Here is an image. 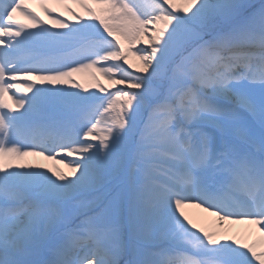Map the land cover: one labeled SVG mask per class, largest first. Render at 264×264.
<instances>
[{
    "label": "snow or ice",
    "instance_id": "snow-or-ice-1",
    "mask_svg": "<svg viewBox=\"0 0 264 264\" xmlns=\"http://www.w3.org/2000/svg\"><path fill=\"white\" fill-rule=\"evenodd\" d=\"M0 264H264V0H0Z\"/></svg>",
    "mask_w": 264,
    "mask_h": 264
},
{
    "label": "bare ground",
    "instance_id": "bare-ground-1",
    "mask_svg": "<svg viewBox=\"0 0 264 264\" xmlns=\"http://www.w3.org/2000/svg\"><path fill=\"white\" fill-rule=\"evenodd\" d=\"M42 20H47L48 18L44 15L42 11V6L37 3H29L28 5ZM49 8H52L55 10L56 14H59L62 16V18H66L70 23H75L73 20V17L66 11L67 7H71L74 11L78 12L81 14V16H84V13L81 11V9L74 5V4H55V3H47L46 5ZM26 22V21H25ZM49 26H51V22L49 21ZM135 47L138 46H146L145 44L142 45H134ZM130 56V54H129ZM129 63L132 64L134 67H138L139 64H134L133 61L137 62L136 58H128ZM132 59V60H131ZM135 59V60H134ZM130 71H132L130 69ZM77 81L82 84L85 88H91V85L93 81L89 76L86 74H78L76 76ZM97 79H99L100 83L105 85L106 87L108 86V81L105 80L104 78H100L97 76ZM10 101V100H9ZM5 102L8 103V100L5 99ZM11 104V101H10ZM25 162L27 163H32V164H42L45 169L51 168L53 170H60L65 173L68 172V169L64 167L62 163H59L57 159H51V160H44L41 157H35V156H29L25 158ZM186 214L190 216L198 224L199 227H203L208 231H220L223 232L224 229H220L218 227L216 218L214 216H209L207 213L201 212L199 209L195 208H188L185 209ZM225 229H228L227 235H230L236 239L241 240V242H248L251 243V238L249 237L248 233L251 230L250 225L246 224H235V225H225Z\"/></svg>",
    "mask_w": 264,
    "mask_h": 264
},
{
    "label": "rangeland",
    "instance_id": "rangeland-1",
    "mask_svg": "<svg viewBox=\"0 0 264 264\" xmlns=\"http://www.w3.org/2000/svg\"><path fill=\"white\" fill-rule=\"evenodd\" d=\"M251 2H258V0H251ZM125 47H127L126 44H125ZM133 47H135V46L133 45ZM132 56H133V55L130 54V56H129L128 58H132ZM133 58H135V56H133ZM131 60H132V59H131ZM134 60H135V59H134ZM133 62H134V64H136V63L139 64V61H138V60H137V62H136V61H133ZM137 64H136V65H137Z\"/></svg>",
    "mask_w": 264,
    "mask_h": 264
}]
</instances>
